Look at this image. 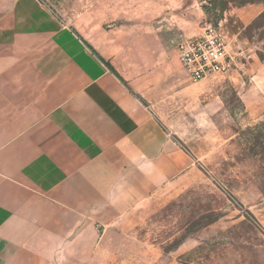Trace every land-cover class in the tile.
Segmentation results:
<instances>
[{
	"label": "rangeland",
	"instance_id": "1",
	"mask_svg": "<svg viewBox=\"0 0 264 264\" xmlns=\"http://www.w3.org/2000/svg\"><path fill=\"white\" fill-rule=\"evenodd\" d=\"M0 15L74 33L192 158L100 229L88 264H264V1L0 0ZM207 24L248 57L192 82L176 45Z\"/></svg>",
	"mask_w": 264,
	"mask_h": 264
},
{
	"label": "crops",
	"instance_id": "2",
	"mask_svg": "<svg viewBox=\"0 0 264 264\" xmlns=\"http://www.w3.org/2000/svg\"><path fill=\"white\" fill-rule=\"evenodd\" d=\"M13 18L0 15V264H88L100 229L192 158L74 33Z\"/></svg>",
	"mask_w": 264,
	"mask_h": 264
},
{
	"label": "built area",
	"instance_id": "3",
	"mask_svg": "<svg viewBox=\"0 0 264 264\" xmlns=\"http://www.w3.org/2000/svg\"><path fill=\"white\" fill-rule=\"evenodd\" d=\"M176 54L192 82L209 75L228 73L235 66L236 56L248 57L243 51L232 55L221 30L211 24H207L200 33L180 40L176 45Z\"/></svg>",
	"mask_w": 264,
	"mask_h": 264
},
{
	"label": "trees",
	"instance_id": "4",
	"mask_svg": "<svg viewBox=\"0 0 264 264\" xmlns=\"http://www.w3.org/2000/svg\"><path fill=\"white\" fill-rule=\"evenodd\" d=\"M253 1H264V0H240V2H242V3L253 2ZM261 15H263V14H261Z\"/></svg>",
	"mask_w": 264,
	"mask_h": 264
}]
</instances>
